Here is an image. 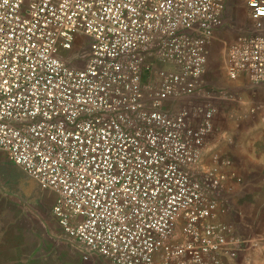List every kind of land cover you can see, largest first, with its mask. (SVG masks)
Returning a JSON list of instances; mask_svg holds the SVG:
<instances>
[{"label": "built area", "instance_id": "built-area-1", "mask_svg": "<svg viewBox=\"0 0 264 264\" xmlns=\"http://www.w3.org/2000/svg\"><path fill=\"white\" fill-rule=\"evenodd\" d=\"M230 0H0V151L56 200L63 234L110 264H224L223 193L199 170L205 75ZM226 50L264 85V0ZM88 42L84 63L75 48Z\"/></svg>", "mask_w": 264, "mask_h": 264}, {"label": "crops", "instance_id": "crops-1", "mask_svg": "<svg viewBox=\"0 0 264 264\" xmlns=\"http://www.w3.org/2000/svg\"><path fill=\"white\" fill-rule=\"evenodd\" d=\"M212 47L213 42L209 55ZM224 69L209 66L205 81L211 91L193 98L194 105L217 109L215 128L206 139L198 168L204 172L217 167L241 178L226 183L222 198L227 211L219 220L230 227L231 238L239 239V245L230 242L228 250L236 254H226L224 264H264V85L246 76L230 80L226 54ZM11 249L0 246V264H55L24 259L22 250Z\"/></svg>", "mask_w": 264, "mask_h": 264}, {"label": "rangeland", "instance_id": "rangeland-1", "mask_svg": "<svg viewBox=\"0 0 264 264\" xmlns=\"http://www.w3.org/2000/svg\"><path fill=\"white\" fill-rule=\"evenodd\" d=\"M227 6L224 27L213 41L208 62V67L222 72L227 47L252 27L244 0H230ZM74 53L77 55L75 62L82 65L88 53L86 39H79ZM187 103L193 104V98ZM55 200L53 192L44 190L0 151V246H11L15 252L22 250L21 257L27 260L106 264L107 260L89 254L63 234L53 215Z\"/></svg>", "mask_w": 264, "mask_h": 264}]
</instances>
